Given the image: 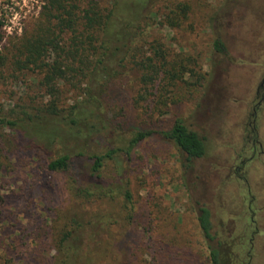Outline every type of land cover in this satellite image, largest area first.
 I'll return each instance as SVG.
<instances>
[{"label":"rangeland","instance_id":"obj_1","mask_svg":"<svg viewBox=\"0 0 264 264\" xmlns=\"http://www.w3.org/2000/svg\"><path fill=\"white\" fill-rule=\"evenodd\" d=\"M46 1L10 0L0 49L48 26L74 49L72 36L87 42L92 32L82 20L90 2H111L69 0L70 33L46 20ZM132 11L122 16L133 35L115 72L82 65V77L76 69L59 80L50 141L16 148L0 126V264H208L192 198L209 210L221 264H264V0H143ZM41 76L4 72L0 117L43 114L50 99ZM88 86L96 100L71 123ZM175 119L204 145L187 166L162 134ZM140 130L152 133L129 148ZM107 153L92 172L88 157ZM59 154L70 157L68 170H47Z\"/></svg>","mask_w":264,"mask_h":264},{"label":"trees","instance_id":"obj_2","mask_svg":"<svg viewBox=\"0 0 264 264\" xmlns=\"http://www.w3.org/2000/svg\"><path fill=\"white\" fill-rule=\"evenodd\" d=\"M69 0H47L45 11L48 15L46 20L54 19L55 26L59 31L68 29L73 32V23L76 22V17L72 11L65 6H71ZM143 0H111L109 6L99 8L96 2H90L87 9L83 11L82 20L85 29H89L91 34L86 36L87 42L84 40H76V36H72L73 49L65 50L63 45L55 42L58 34L54 33L53 28L48 26L46 32L42 30H30L21 34L19 38L12 41L8 46H3L0 49V77L4 72L13 73L27 70H39L42 74L40 84L44 86L49 103L42 111L43 114L29 116L25 119H5L0 117V126L8 128L11 131L13 144L16 148L37 149V145L33 139H38L44 142L50 141V134L56 130L53 126L54 119H57V113L60 109L57 106L55 99L58 95L57 84L60 79H63L65 72H74L76 69L81 71L82 65L87 72L96 70L100 75H108L115 72V64L123 59L125 51L122 48L128 46L127 37H132L130 23H125L122 20L123 15H130L132 9L139 8ZM7 4L10 0H0V28L5 12L7 13ZM95 9H97L95 11ZM123 10V11H122ZM54 11V13H51ZM133 12V11H132ZM121 13V14H120ZM3 33L0 30V39ZM126 40V41H125ZM97 41V43H95ZM77 46V48H76ZM213 50L217 53H222L224 45L218 36H215L212 41ZM158 52H161L158 49ZM51 53H54L51 59ZM95 58L90 59L93 54ZM155 58L162 60V55L154 52ZM117 56L119 59L117 60ZM65 61V62H63ZM80 65V67H78ZM78 67V68H77ZM85 75V73H84ZM82 101H79L77 107L72 108L70 116L71 123H75L77 116L85 118V106L96 99L91 88L85 87ZM75 105V106H76ZM90 113V112H89ZM72 114V115H71ZM91 114V113H90ZM76 115V116H75ZM29 133L30 136L26 137ZM152 131L140 130L133 133L128 140V147L131 148L142 139L148 137ZM172 145L179 151L182 160L189 165L190 161L199 159L204 154V145L201 138L191 129L187 128L179 119H175L171 127L162 132ZM109 155H91L88 158L91 161V171L96 172L102 165L103 157ZM70 164V157L67 154H59L47 161L45 164L47 170L50 171H67ZM185 164V166H187ZM69 182L74 189L80 190L81 184L78 181L77 173H72ZM123 197L126 201L129 200V192L124 190ZM191 213L194 215L199 237L201 238L208 264H221L219 243L214 242L215 234L211 231L210 214L205 203L199 199L192 198ZM70 235V231L65 232L61 239L64 240Z\"/></svg>","mask_w":264,"mask_h":264}]
</instances>
